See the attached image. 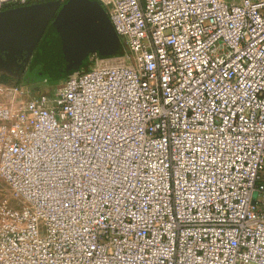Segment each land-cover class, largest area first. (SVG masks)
Returning <instances> with one entry per match:
<instances>
[{"label":"built area","instance_id":"obj_1","mask_svg":"<svg viewBox=\"0 0 264 264\" xmlns=\"http://www.w3.org/2000/svg\"><path fill=\"white\" fill-rule=\"evenodd\" d=\"M98 1L123 56L0 83V264H264V0Z\"/></svg>","mask_w":264,"mask_h":264},{"label":"water","instance_id":"obj_2","mask_svg":"<svg viewBox=\"0 0 264 264\" xmlns=\"http://www.w3.org/2000/svg\"><path fill=\"white\" fill-rule=\"evenodd\" d=\"M121 47L98 0L51 1L0 12V72L12 77L18 76L14 66L24 73L35 56L50 63L37 75L41 78L51 70L55 54L69 58L83 52L108 59Z\"/></svg>","mask_w":264,"mask_h":264},{"label":"rangeland","instance_id":"obj_3","mask_svg":"<svg viewBox=\"0 0 264 264\" xmlns=\"http://www.w3.org/2000/svg\"><path fill=\"white\" fill-rule=\"evenodd\" d=\"M122 53H124L123 45L120 49H117V51L114 53L115 56L114 55L110 56V58L120 56ZM89 57H90L89 55H86L83 52H81L78 55L69 57V58H63L59 54H55L54 56H51V58H50V59H52L50 69L52 68L53 64L57 63L59 67H57L56 73H59V76L61 75L62 77L64 76V74L66 72H68L70 70H81V71L85 70V71H87V70H89L90 65H91L89 62ZM47 64H50V63L49 62H43V60L40 58L37 65L40 69H42L44 71L45 65H47ZM7 77L10 80L9 81L10 84L11 83H17V84H21V85L25 84V81L21 80V78L15 79V78H12L11 76H7ZM57 89H58V86H51L50 84H48L45 81L35 83V85L29 86V90L32 91L33 93H36L38 95H46V96L47 95L48 96L53 95L54 93H56ZM0 202H1L0 205L2 203H5V204H7V206L12 207V208L18 207L17 202L13 198L7 184L1 178V176H0Z\"/></svg>","mask_w":264,"mask_h":264},{"label":"trees","instance_id":"obj_4","mask_svg":"<svg viewBox=\"0 0 264 264\" xmlns=\"http://www.w3.org/2000/svg\"><path fill=\"white\" fill-rule=\"evenodd\" d=\"M65 1H67V0H65ZM40 58H42V57H36L35 56L33 58L32 62L30 64V67H29L30 74L33 78H31L32 79L31 83H29L30 81H25L24 85L30 86L31 84H35V83L45 81L48 84H50L51 86H58L60 84V82L62 80H64L68 76L69 72L71 71L70 70V71L66 72L63 77L61 75L59 76V73H56L57 67H59V66L57 63H55L52 65L51 70L49 72H47L46 75H44L43 77L40 78L37 76L39 73H42V71H43L37 65ZM0 81H1L0 83H9L10 80L8 77H4Z\"/></svg>","mask_w":264,"mask_h":264},{"label":"flooded vegetation","instance_id":"obj_5","mask_svg":"<svg viewBox=\"0 0 264 264\" xmlns=\"http://www.w3.org/2000/svg\"><path fill=\"white\" fill-rule=\"evenodd\" d=\"M17 70L14 72V74H17L18 76L16 77H12V78H15V79H19L21 78V80L23 81H30L29 83H31L32 79L33 78L30 74V71H29V67L27 68V70L24 72V73H21L20 70L17 68V66H14ZM11 78V77H10Z\"/></svg>","mask_w":264,"mask_h":264},{"label":"crops","instance_id":"obj_6","mask_svg":"<svg viewBox=\"0 0 264 264\" xmlns=\"http://www.w3.org/2000/svg\"><path fill=\"white\" fill-rule=\"evenodd\" d=\"M7 76H9L8 74H6V73H2V72H0V80L2 79V78H4V77H7ZM12 77V76H11ZM1 82V81H0ZM31 85H35V84H31ZM30 85V86H31ZM3 193V192H2ZM1 203V202H0Z\"/></svg>","mask_w":264,"mask_h":264}]
</instances>
